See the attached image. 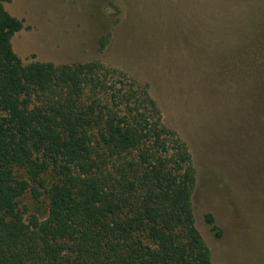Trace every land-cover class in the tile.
<instances>
[{"label": "trees", "instance_id": "obj_1", "mask_svg": "<svg viewBox=\"0 0 264 264\" xmlns=\"http://www.w3.org/2000/svg\"><path fill=\"white\" fill-rule=\"evenodd\" d=\"M9 1L0 0V264H212L195 224L192 154L148 84L99 60L24 63L11 43L23 20ZM212 2L245 3L232 24L241 47L214 68L243 72L246 50L252 69L264 66V0ZM26 195L46 199L43 217L26 215ZM204 219L219 236L214 216Z\"/></svg>", "mask_w": 264, "mask_h": 264}, {"label": "rangeland", "instance_id": "obj_2", "mask_svg": "<svg viewBox=\"0 0 264 264\" xmlns=\"http://www.w3.org/2000/svg\"><path fill=\"white\" fill-rule=\"evenodd\" d=\"M212 5V0L4 3L23 20L11 43L24 63L99 60L148 84L165 123L192 154L195 224L212 264H264V82L253 84L256 74L264 76V66L259 61L252 69L246 50L243 72L214 68L241 47L239 27L232 24L245 3L233 4L232 10ZM107 34L100 50L98 40ZM25 38L27 49L21 43ZM46 202L27 195L22 200L26 215L39 217ZM206 213L214 216L219 236L206 223Z\"/></svg>", "mask_w": 264, "mask_h": 264}, {"label": "bare ground", "instance_id": "obj_3", "mask_svg": "<svg viewBox=\"0 0 264 264\" xmlns=\"http://www.w3.org/2000/svg\"><path fill=\"white\" fill-rule=\"evenodd\" d=\"M13 39H14V38H13ZM18 40H19V39H18ZM12 41H13V40H12ZM19 41H20V40H19ZM21 41H22V40H21ZM21 41H20V42H21ZM14 42H15V41H14ZM20 42H19V43H20ZM21 43H22V47H23V49H27V48H28V38H27V39L25 38V40H24L23 42H21ZM13 45H15V43H14ZM16 45H18V43H17ZM20 45H21V44H20ZM18 46H19V45H18ZM18 46H17V47H18ZM15 47H16V46H15ZM15 47H14V48H15ZM19 47H21V46H19ZM16 49H17V48H16ZM18 49H19V48H18ZM20 50H21V48H20Z\"/></svg>", "mask_w": 264, "mask_h": 264}]
</instances>
